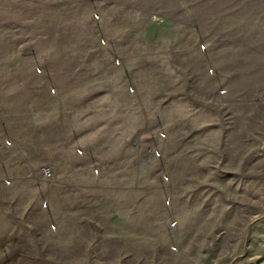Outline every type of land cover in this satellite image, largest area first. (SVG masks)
<instances>
[{
  "label": "rangeland",
  "instance_id": "374dc122",
  "mask_svg": "<svg viewBox=\"0 0 264 264\" xmlns=\"http://www.w3.org/2000/svg\"><path fill=\"white\" fill-rule=\"evenodd\" d=\"M0 264H264V0H0Z\"/></svg>",
  "mask_w": 264,
  "mask_h": 264
},
{
  "label": "built area",
  "instance_id": "2783aa9c",
  "mask_svg": "<svg viewBox=\"0 0 264 264\" xmlns=\"http://www.w3.org/2000/svg\"><path fill=\"white\" fill-rule=\"evenodd\" d=\"M106 44V43H105ZM11 145V144H10Z\"/></svg>",
  "mask_w": 264,
  "mask_h": 264
}]
</instances>
